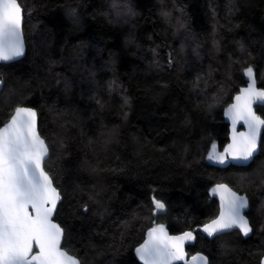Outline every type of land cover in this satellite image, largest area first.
<instances>
[{
    "label": "trees",
    "instance_id": "obj_1",
    "mask_svg": "<svg viewBox=\"0 0 264 264\" xmlns=\"http://www.w3.org/2000/svg\"><path fill=\"white\" fill-rule=\"evenodd\" d=\"M18 1L27 54L0 64V127L18 105L37 111L63 248L82 264H142L161 222L193 231L188 253L209 264H263L264 143L248 167L207 157L229 142L225 110L249 66L264 89V0ZM217 184L247 196V236L196 232L219 213Z\"/></svg>",
    "mask_w": 264,
    "mask_h": 264
},
{
    "label": "snow or ice",
    "instance_id": "obj_2",
    "mask_svg": "<svg viewBox=\"0 0 264 264\" xmlns=\"http://www.w3.org/2000/svg\"><path fill=\"white\" fill-rule=\"evenodd\" d=\"M22 15L18 0H0V62H10L24 54ZM246 74L248 86L235 95L225 110L232 125L231 142L222 151H217L213 143L207 157L221 165L252 160L264 143V118L254 110L257 103L264 104V89L256 88L251 66ZM238 124L246 130L238 132ZM47 156L48 145L36 127V111L16 106L0 127V264H80L61 247L64 229L53 220L61 193L45 170ZM261 182L264 183V172ZM213 194L219 195V213L203 226V233L215 237L239 229L247 236L252 231L242 215L247 199L226 184H217ZM153 205L156 211L165 209L160 200L154 199ZM195 239L193 231L173 235L165 225L156 224L147 231L136 252L143 264H209L207 257L200 254L189 259L185 245Z\"/></svg>",
    "mask_w": 264,
    "mask_h": 264
},
{
    "label": "water",
    "instance_id": "obj_3",
    "mask_svg": "<svg viewBox=\"0 0 264 264\" xmlns=\"http://www.w3.org/2000/svg\"><path fill=\"white\" fill-rule=\"evenodd\" d=\"M19 2V1H18ZM21 6V5H20ZM21 8H22V6H21ZM23 9V8H22ZM21 37H22V43H23V48H24V54L21 56V57H18V58H16V59H14L13 61H10V62H0V64H10V63H14V62H17V61H19V60H21V59H23L25 56H26V54H27V45H26V39H25V35H24V10H23V15H22V25H21ZM3 86H4V82L2 81V80H0V93H1V91H2V89H3ZM255 86H256V88L257 89H261L258 85H257V81H256V79H255ZM234 102V101H233ZM25 107V106H24ZM29 108H31V107H29ZM228 108V107H227ZM32 109H34V108H32ZM35 110V109H34ZM254 110L256 111V113H257V115H260L258 112H257V110H256V105H254ZM36 111V110H35ZM225 117H226V122L229 124V127H230V135H229V142L228 143H230L231 142V137H232V125H231V120L225 115ZM261 118H263L262 116H261ZM36 127H37V131H38V133H39V135L41 136V134H40V131H39V125H38V113H37V111H36ZM236 130L239 132V131H245L246 129L242 126V125H240V124H238L237 126H236ZM263 135H264V129H262L261 130V140L263 141ZM41 138L42 139H44L42 136H41ZM45 140V139H44ZM46 142V141H45ZM47 144V143H46ZM261 146H262V143L260 144V146L258 147V149H257V152H256V154L254 155V157H253V159L252 160H250V161H247V162H241V161H229L228 162V164H232V165H234V166H238V167H248L249 165H250V163L253 161L254 162V160L256 159V157L260 154V152H261ZM217 151H219L218 149H217ZM49 155H50V150H49V147H48V156L45 158V161L49 158ZM216 162V161H215ZM252 162V163H253ZM217 163V162H216ZM217 164H219V163H217ZM219 165H221V164H219ZM53 184H54V182H53ZM54 186H55V184H54ZM56 187V186H55ZM218 197V196H217ZM61 202V201H60ZM60 202L58 203V205H57V210H58V207H59V204H60ZM56 213H57V211L53 214V220L56 222V223H58L56 220H55V216H56ZM156 214L158 213V211H156L155 212ZM242 215H244V212H243V210H242ZM245 216V215H244ZM59 224V223H58ZM60 225V224H59ZM164 225V224H163ZM165 227H166V229L168 230V232H169V234H173V233H171V231L168 229V227L165 225ZM202 228H203V226L202 227H200V228H197L196 229V232H203L202 231ZM233 230H235V229H232V230H229L228 232H231V231H233ZM228 232H226V233H228ZM179 234H181V233H179ZM193 234H194V232H193ZM206 236H207V234L206 233H204ZM221 234H224V233H221ZM221 234H217V236H219V235H221ZM173 235H178V234H173ZM194 236L196 237V235L194 234ZM145 239H146V237H145ZM144 239V240H145ZM63 240H64V237H63V239H62V241H61V247L63 248ZM144 242V241H143ZM196 243V239L195 240H193V241H191L190 243H188V244H186L185 245V251L188 253V247L189 246H193L194 244ZM141 245V244H140ZM139 245V246H140ZM138 246V247H139ZM137 247V248H138ZM64 249V248H63ZM64 250H66V249H64ZM67 251V250H66ZM68 252V251H67ZM69 253V252H68ZM70 254V253H69ZM71 255V254H70ZM195 255H197V254H195ZM200 255H203V256H205L204 254H200ZM73 256V255H72ZM192 256V255H191ZM190 255H189V253H188V257H189V259H190V257H191ZM75 257V256H74ZM136 257H137V260L140 262V263H142L143 264V262L139 259V256H138V254H137V252H136ZM206 257V256H205ZM77 258V257H76ZM79 261H80V259L79 258H77ZM208 259V258H207ZM208 262H209V260H208ZM263 262H264V259H263ZM80 264H82L81 263V261H80ZM197 264H203V261H197ZM264 264V263H263Z\"/></svg>",
    "mask_w": 264,
    "mask_h": 264
},
{
    "label": "rangeland",
    "instance_id": "obj_4",
    "mask_svg": "<svg viewBox=\"0 0 264 264\" xmlns=\"http://www.w3.org/2000/svg\"><path fill=\"white\" fill-rule=\"evenodd\" d=\"M254 73H255V71H254ZM262 147V146H261ZM210 161V160H209ZM210 162H214V163H216L215 161H210ZM228 164V163H227ZM223 165H226V164H223ZM240 176H242L243 178H245L244 177V175H240ZM229 187V186H228ZM230 188V187H229ZM232 189V188H231ZM232 191H234V192H236L235 190H233L232 189ZM238 195H240V196H243V197H245L246 199H247V202H248V206L245 208V209H243L244 211H245V214H246V211L248 210V208H249V200H248V198H247V196L246 195H243L241 192H236ZM261 207H262V209L264 210V202L263 203H261ZM155 210V209H154ZM154 212H156V211H154ZM160 213H162V214H164V211L162 210V211H158V213L156 214H154L155 216H158ZM246 218H247V216H246ZM158 223H161V222H155L154 223V226L156 225V224H158Z\"/></svg>",
    "mask_w": 264,
    "mask_h": 264
},
{
    "label": "flooded vegetation",
    "instance_id": "obj_5",
    "mask_svg": "<svg viewBox=\"0 0 264 264\" xmlns=\"http://www.w3.org/2000/svg\"><path fill=\"white\" fill-rule=\"evenodd\" d=\"M217 196L219 197V195H218V194H216V196H215V197H216V198L219 200V202H220V199H219ZM244 215L246 216V214H245V211H244Z\"/></svg>",
    "mask_w": 264,
    "mask_h": 264
},
{
    "label": "bare ground",
    "instance_id": "obj_6",
    "mask_svg": "<svg viewBox=\"0 0 264 264\" xmlns=\"http://www.w3.org/2000/svg\"><path fill=\"white\" fill-rule=\"evenodd\" d=\"M252 162H253V161H252ZM252 162L250 163V165L252 164ZM250 165H249V166H250Z\"/></svg>",
    "mask_w": 264,
    "mask_h": 264
}]
</instances>
